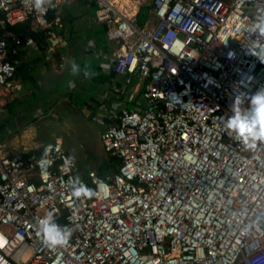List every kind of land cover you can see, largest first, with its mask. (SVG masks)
<instances>
[{
  "label": "built area",
  "instance_id": "2783aa9c",
  "mask_svg": "<svg viewBox=\"0 0 264 264\" xmlns=\"http://www.w3.org/2000/svg\"><path fill=\"white\" fill-rule=\"evenodd\" d=\"M140 6L95 0L115 51H86L122 82L117 107L90 115L119 160L112 175L82 171L59 140L11 154L0 140V264H264V145L245 151L225 128L235 96L264 89V55L248 52L264 45L254 28L264 0H151L142 25ZM59 7L0 0V91L17 89V50L1 29L31 23L52 36ZM76 178L96 194L74 197ZM49 214L72 233L68 246L44 243Z\"/></svg>",
  "mask_w": 264,
  "mask_h": 264
},
{
  "label": "crops",
  "instance_id": "0c3cea01",
  "mask_svg": "<svg viewBox=\"0 0 264 264\" xmlns=\"http://www.w3.org/2000/svg\"><path fill=\"white\" fill-rule=\"evenodd\" d=\"M95 10V0H61L59 9L49 16L52 36L36 29L31 23L18 24L20 27L23 25L28 26L35 33L43 32L45 37H41L38 40L29 37L30 43L25 42V39L28 37L22 40L21 45L16 48L17 53L15 55L16 65L18 67L21 65L19 67L21 69L15 75L17 89L10 92L0 91V119L5 120L8 118L12 121L13 125H16V128H12L11 130L8 128L4 135L0 136L5 153L11 154L21 150H35L38 148L29 147L30 143L33 142L32 135L25 133L26 131L20 132L21 127L30 126L29 123L25 122V113L20 110V105L25 97H32V110L34 109L33 114L37 117L41 113V106L38 108V103L42 102L40 98L36 100V96H41L42 94L38 88L39 86L44 87V93L48 96H55L54 89H51V87L54 86L55 82L57 84L58 81L66 80L64 92L69 97L73 96L75 90L76 94L77 90L83 86L86 93L90 92L85 102L90 109V115L96 114L101 105L111 108L117 107L119 104L120 100L111 96L114 88L122 83L117 79L116 75L109 83L104 85L94 83L96 86H91V80L85 79L82 74L75 77L70 75V61L75 60L83 67V63H87L88 60L92 59L102 62L103 67L102 65L98 66L101 68L103 74L107 75L104 70V67H107V59L103 56L90 58L86 52L87 46L91 43L103 55H107V52L113 53L115 51L113 50V45L106 39V31L104 39L101 40L102 44H97L95 34L106 25L96 23L93 20ZM134 11L139 13L140 9H135ZM107 28L108 26H106V30ZM79 32L85 34L82 36L80 42L77 43L73 35ZM65 95L64 100L69 101L70 98L65 97ZM135 96L139 99L142 98L140 88ZM45 102H49V100L46 99ZM126 106L131 109L133 104L127 102ZM26 140H28V143H25ZM55 140L61 141L59 138ZM35 142H40L39 136ZM65 150L67 151V149ZM67 152L69 153V151ZM69 155L74 160L76 159L73 153H69Z\"/></svg>",
  "mask_w": 264,
  "mask_h": 264
},
{
  "label": "rangeland",
  "instance_id": "374dc122",
  "mask_svg": "<svg viewBox=\"0 0 264 264\" xmlns=\"http://www.w3.org/2000/svg\"><path fill=\"white\" fill-rule=\"evenodd\" d=\"M140 7H149L151 0H139ZM85 33L79 32L73 35L74 40L78 43L82 39ZM98 40H103L105 35L102 32L95 34ZM100 60H88L87 63H83V66H88L94 73L92 77L99 76L96 71L92 69L93 65H102ZM91 77V78H92ZM90 79V78H89ZM65 82L66 80L58 81L51 89H54V95H47L44 93V87L39 86L42 99L41 103H38V108L41 106V113L34 116L32 110V97H25L20 110L25 113V122L30 126L21 127L20 132L29 133L32 135L33 142L29 147L37 148L39 144H45L53 142L56 138H59L63 147L75 155V160L80 169L84 172L92 170L97 173V170L104 165L110 158L104 151L102 143L100 141L101 127L95 120L90 117V109L85 103L90 92L85 91L84 87H80L73 92V96L65 95ZM91 86H96L94 83H90ZM64 86V87H63ZM63 89V90H62ZM53 93V94H54ZM65 97L70 100L65 101ZM48 99L49 102H45ZM16 128V125L12 124V121L8 118L5 120L0 119V136L4 135L7 129ZM24 133V134H25ZM39 136L40 142H35ZM28 143V140L25 141ZM116 171V167L111 169L107 176H110Z\"/></svg>",
  "mask_w": 264,
  "mask_h": 264
},
{
  "label": "clouds",
  "instance_id": "9594fccd",
  "mask_svg": "<svg viewBox=\"0 0 264 264\" xmlns=\"http://www.w3.org/2000/svg\"><path fill=\"white\" fill-rule=\"evenodd\" d=\"M61 0H32V9L37 12H44L50 7H56ZM255 30L261 37H264V16L257 18L254 24ZM249 54L259 57L264 55V45L256 42L255 47L248 50ZM70 75L80 76L85 79L91 78L94 73L88 66H81L75 60L69 62ZM103 67V65H102ZM248 102L246 108L241 105ZM232 115L225 120V128L233 133L242 144L245 151H255L259 146L264 145V89L248 96L246 93H239L235 96L231 106ZM71 164L72 161L66 162ZM72 195L76 198L91 197L94 193L87 188L79 178L71 182ZM40 234L44 243L49 248L66 247L72 239V233L65 231L54 219V214L46 215L38 220ZM254 227L259 228V223L254 222Z\"/></svg>",
  "mask_w": 264,
  "mask_h": 264
},
{
  "label": "trees",
  "instance_id": "16d2710c",
  "mask_svg": "<svg viewBox=\"0 0 264 264\" xmlns=\"http://www.w3.org/2000/svg\"><path fill=\"white\" fill-rule=\"evenodd\" d=\"M149 9H150L149 7L140 8V11L137 15L139 25H142L144 23V21L146 20L148 13H149ZM105 31H106V26H104L100 32H102V34L103 33L105 34ZM1 33H2L3 37L6 39L8 48L10 50L17 48V46L15 45V43L13 41V38L15 36H18L21 40H23L25 37H28V38L30 37V38H33L34 40H38L41 37H45L43 32L35 33L28 26H24V25L21 27H20V25L5 26L3 29H1ZM97 44L98 45L102 44V41L97 39ZM8 59L11 62L15 63L16 56L10 55L8 57ZM19 67L16 65L15 75H17L18 71L21 69ZM92 69L94 71H96V74L99 75V76H95V77H92L89 79V80H91L92 83L104 85L106 83H109L115 76L114 73L111 74L110 76L103 74V72H102L101 68L98 66V64L93 65ZM129 109H130V107H129ZM108 156L110 157L108 159V161L97 170V174L101 177H107L109 171L118 166L119 160L116 157H113L110 155H108Z\"/></svg>",
  "mask_w": 264,
  "mask_h": 264
}]
</instances>
